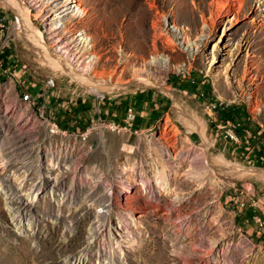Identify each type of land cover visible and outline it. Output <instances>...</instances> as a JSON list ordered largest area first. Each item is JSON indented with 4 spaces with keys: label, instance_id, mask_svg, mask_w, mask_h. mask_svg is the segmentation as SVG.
Here are the masks:
<instances>
[{
    "label": "rangeland",
    "instance_id": "obj_1",
    "mask_svg": "<svg viewBox=\"0 0 264 264\" xmlns=\"http://www.w3.org/2000/svg\"><path fill=\"white\" fill-rule=\"evenodd\" d=\"M76 2L0 0V264H264V0Z\"/></svg>",
    "mask_w": 264,
    "mask_h": 264
},
{
    "label": "bare ground",
    "instance_id": "obj_2",
    "mask_svg": "<svg viewBox=\"0 0 264 264\" xmlns=\"http://www.w3.org/2000/svg\"><path fill=\"white\" fill-rule=\"evenodd\" d=\"M57 1H59V9H60V13H59V15L57 16V20H55L54 22L55 23H57V24H59L61 21H62V19H63V17L64 16H66V15H70V13H72V12H76V11H78V9H76V7H78V2H76V3H74V4H71L70 2H71V0H57ZM55 3H57V2H55ZM57 8V7H56ZM223 9V8H222ZM65 18V17H64ZM51 22V21H50ZM26 25H27V23H26ZM61 50H63L62 48H61ZM55 63V62H54ZM59 63V62H58ZM63 63V62H62ZM63 64H65V65H61V64H59L58 66H61V68L63 69V68H66V69H68L69 70V72L71 71V72H76V74H78V76H81V77H83V78H85L87 81H90L91 83L93 82V83H98L99 81L98 80H96L94 77H92V76H90L88 73H80L77 69H76V67H75V65L74 64H72V63H70V64H68V62H65V63H63ZM68 64V65H67ZM66 66V67H65ZM65 69V70H66ZM102 83V82H101ZM26 98H27V100H30V96H26ZM163 174H164V176H161V179H159V181H158V183L165 189V190H167V191H169L170 192V188H169V182H168V177H167V175L165 174V171L163 170ZM79 259V258H78ZM78 261V260H77Z\"/></svg>",
    "mask_w": 264,
    "mask_h": 264
},
{
    "label": "built area",
    "instance_id": "obj_3",
    "mask_svg": "<svg viewBox=\"0 0 264 264\" xmlns=\"http://www.w3.org/2000/svg\"><path fill=\"white\" fill-rule=\"evenodd\" d=\"M2 47L3 46H1V48H0V56H1ZM0 73L2 75H6V74L11 73L10 69L6 66V61L4 59H0ZM27 95H29V94L26 93V96ZM50 130H51V133L58 132L57 124L54 123V124L50 125ZM256 220H257L256 222L258 223V225H260L261 227H264V220H262L261 218H257Z\"/></svg>",
    "mask_w": 264,
    "mask_h": 264
},
{
    "label": "crops",
    "instance_id": "obj_4",
    "mask_svg": "<svg viewBox=\"0 0 264 264\" xmlns=\"http://www.w3.org/2000/svg\"><path fill=\"white\" fill-rule=\"evenodd\" d=\"M14 63H13V61L11 62L10 61V63H8L7 61H6V66L9 68V69H14ZM16 67V66H15ZM12 73V72H11ZM12 75H13V73H12ZM38 90V87L36 86L35 88H34V92L35 91H37ZM39 96L41 97L42 95L41 94H39ZM44 98H46V97H43V99ZM261 209V211H262V213H261V217L263 218H261L262 220H264V209L263 208H260ZM257 221V220H256ZM257 223V222H256ZM258 225V224H257ZM260 228V231H263L264 232V227H261L260 225H258Z\"/></svg>",
    "mask_w": 264,
    "mask_h": 264
},
{
    "label": "trees",
    "instance_id": "obj_5",
    "mask_svg": "<svg viewBox=\"0 0 264 264\" xmlns=\"http://www.w3.org/2000/svg\"><path fill=\"white\" fill-rule=\"evenodd\" d=\"M1 57H2V54H1V56H0V59H1Z\"/></svg>",
    "mask_w": 264,
    "mask_h": 264
}]
</instances>
